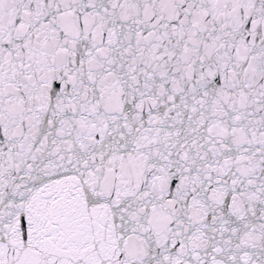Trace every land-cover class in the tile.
<instances>
[{
	"label": "snow or ice",
	"instance_id": "obj_1",
	"mask_svg": "<svg viewBox=\"0 0 264 264\" xmlns=\"http://www.w3.org/2000/svg\"><path fill=\"white\" fill-rule=\"evenodd\" d=\"M0 264H264V0H0Z\"/></svg>",
	"mask_w": 264,
	"mask_h": 264
}]
</instances>
